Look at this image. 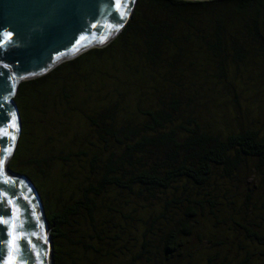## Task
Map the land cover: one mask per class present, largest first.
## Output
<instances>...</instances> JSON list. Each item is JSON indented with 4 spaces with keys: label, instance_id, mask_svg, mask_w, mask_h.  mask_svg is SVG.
Segmentation results:
<instances>
[{
    "label": "trees",
    "instance_id": "16d2710c",
    "mask_svg": "<svg viewBox=\"0 0 264 264\" xmlns=\"http://www.w3.org/2000/svg\"><path fill=\"white\" fill-rule=\"evenodd\" d=\"M258 78L264 0H137L110 43L22 81L8 166L54 184V264H202L203 241L210 264H253L245 240L262 263L264 89L240 101ZM74 120L78 143L40 152L41 128Z\"/></svg>",
    "mask_w": 264,
    "mask_h": 264
},
{
    "label": "water",
    "instance_id": "95a60500",
    "mask_svg": "<svg viewBox=\"0 0 264 264\" xmlns=\"http://www.w3.org/2000/svg\"><path fill=\"white\" fill-rule=\"evenodd\" d=\"M136 1L128 0L125 9L124 0H0V155L10 150L0 170V219L8 221L0 223V264L9 255L15 264H54L41 195L29 176L7 166L22 131L14 100L20 83L110 43L127 24ZM9 113H15L14 119ZM9 122L16 124L15 130L8 129Z\"/></svg>",
    "mask_w": 264,
    "mask_h": 264
},
{
    "label": "rangeland",
    "instance_id": "374dc122",
    "mask_svg": "<svg viewBox=\"0 0 264 264\" xmlns=\"http://www.w3.org/2000/svg\"><path fill=\"white\" fill-rule=\"evenodd\" d=\"M256 81L258 82V86H252V85L249 84V88L250 89H248V90L246 89L245 91L242 92V95L240 97V101L243 102L244 104H247V100H245V99L248 96V94L250 96L251 93L254 90L257 91V90L262 89V88L264 89V82L263 81H260L259 78ZM245 93H247V94H245ZM257 99L259 101H257L256 103L257 104H259V103L261 104V102H262L261 99H264V94L258 96ZM256 103L253 101V105H256ZM58 107L59 108H62L61 106H58ZM54 116H55V119L58 120V117L59 116L57 114H55L54 112L51 113L50 116H49V114L44 115L45 122L48 121L49 117H54ZM46 126H48V124L45 125L44 127H46ZM72 126H73V128L70 131H68L67 132V135L64 136L63 138H61L60 135H59V133H58L61 130V127L58 125V123L57 124H53L50 127L41 128L40 131H39V134L37 135V138H36V146H40L41 147V151L40 152L43 153V154H45V153L46 154H49V144H56V145H59V147H60L62 143H66V142H74V141H76V143H78V140L81 139L84 136V127H83V124L81 122L77 121V120H74L72 122ZM7 166L5 167V171L8 172ZM37 184H38V186H40L41 198H42V201L45 203L46 202L45 192L51 190V188L54 186V184H53V182L51 180H49V178H47L45 180V182L38 181ZM246 193L247 192L245 191V194ZM248 194H249V192H248ZM239 197H240L239 199L241 200V199H243L244 196L241 195ZM252 198H253V196H252ZM250 205H253V204H250ZM255 205H257V206L262 205L261 200H257L255 202ZM253 210L255 211V213H257L258 215H260V211L261 212H264V207H259V208L255 209L253 206H251L250 209L248 210V212L250 213ZM259 221L260 222H262V221L264 222V220H262L261 218H259ZM225 239H227V240L230 241V238H225ZM244 243L247 245L246 248H248L249 251L252 254H254V255L251 256V259H250L251 262L253 264H255V263L256 264H262V263H264V260L261 263V260L258 257V255L257 256L255 255L256 253L258 254L259 247L261 248L262 245H259L256 242H252L251 243L250 241H246V240H245ZM200 247H201L200 257H201V259L204 260L202 264H205V260L207 261V264H210L211 262L210 263L208 262V260H207L208 257H207V255H205L204 250H207L208 251L209 249H207V248L208 247H211V244L208 243V242H206V241H203V244H201ZM154 250H156V248ZM230 250H225L224 253H227V254H229L230 252L231 253L233 252V254L234 253H237L236 251H234V247H232V248L230 247ZM215 252L216 251H212L211 254H213ZM209 253H210V251H209ZM209 253H207V254H209ZM53 254H54V249H53ZM155 258L158 260L157 257H155ZM230 258H232V263L226 261L227 264H240V261L237 262V259H234L232 256H230ZM238 260H239V258H238Z\"/></svg>",
    "mask_w": 264,
    "mask_h": 264
},
{
    "label": "snow or ice",
    "instance_id": "6c2138e0",
    "mask_svg": "<svg viewBox=\"0 0 264 264\" xmlns=\"http://www.w3.org/2000/svg\"><path fill=\"white\" fill-rule=\"evenodd\" d=\"M127 6H128V0H124L123 7L126 9ZM120 7H121V5H120L119 3H117V10H118V11H119ZM124 17H125V13H124V12H120V18H121V19H124ZM118 28H119V25H117V30H118ZM4 67L6 68L7 65H4ZM4 99H5V101H7L8 98H7V97H4ZM2 107H3V105H0V108H2ZM8 115H9L11 118H13V119H14V117H15V113H9ZM7 127H8V129H10V130H15L17 126H16V124H15L14 122H9L8 125H7ZM4 135L7 136L9 140H15V136H14V135H10L8 131H5V132H4ZM9 151H10L9 149H4L3 154L0 155V170L3 169V165H4V157H7V156L9 155ZM6 182H7V181H6ZM9 203H11V202L9 201ZM0 223L7 224L8 221L3 220V219H0ZM5 264H15V262H14V258H13L11 255H9V258H8V260L5 262Z\"/></svg>",
    "mask_w": 264,
    "mask_h": 264
}]
</instances>
